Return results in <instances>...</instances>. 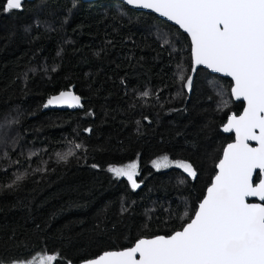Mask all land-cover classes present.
<instances>
[{"label":"trees","instance_id":"trees-1","mask_svg":"<svg viewBox=\"0 0 264 264\" xmlns=\"http://www.w3.org/2000/svg\"><path fill=\"white\" fill-rule=\"evenodd\" d=\"M191 50L180 28L119 0H35L0 10L2 264L45 252L64 258L53 264H80L193 218L233 140L221 128L243 103L230 79L204 68L190 92L183 87ZM64 90L80 94L85 108L45 107ZM70 151L67 162L57 156ZM164 155L191 163L196 178L157 169L152 162ZM133 161L136 189L108 171Z\"/></svg>","mask_w":264,"mask_h":264},{"label":"snow or ice","instance_id":"snow-or-ice-1","mask_svg":"<svg viewBox=\"0 0 264 264\" xmlns=\"http://www.w3.org/2000/svg\"><path fill=\"white\" fill-rule=\"evenodd\" d=\"M126 3L152 9L190 34L193 58L190 71L194 73L196 66L204 65L231 77L232 97L243 98L247 106L240 115L232 113L224 126L225 132L235 133V141L223 149V158L216 166L218 171L206 196L182 230L150 239L139 238L131 247L105 251L83 264H264V0H126ZM22 4L23 0H5L0 10H20ZM164 43L170 41L166 39ZM179 80L191 91L192 76L185 77L182 68ZM141 95L148 97L151 93L145 91ZM80 100L70 90L61 91L51 96L45 107L80 106ZM227 104L224 101L222 106ZM250 141H255L256 146ZM82 147L75 144L76 149ZM73 154L70 151L57 156L67 162ZM152 163L157 169L176 165L193 179L197 176L191 163L170 160L167 155ZM138 167V162L133 161L110 166L108 171L117 178L126 177L136 189L140 187L135 179ZM254 174L258 182H254ZM23 178L17 176L7 187L18 185ZM249 198H258L260 202L249 203ZM60 259L64 258L45 252L12 260L10 264H53Z\"/></svg>","mask_w":264,"mask_h":264},{"label":"water","instance_id":"water-1","mask_svg":"<svg viewBox=\"0 0 264 264\" xmlns=\"http://www.w3.org/2000/svg\"><path fill=\"white\" fill-rule=\"evenodd\" d=\"M31 1H35V0H23V4H22V6L26 3V2H31ZM82 1H84V2H91V1H97V0H82ZM119 1H122V2H124L127 6H129L130 8H133V9H136V10H140V11H145V12H151V13H154L155 15H157V16H159L160 18H162V19H164V20H167L168 22H170L171 24H173V25H175V26H177L178 28H180L184 33H186L188 36H189V38H190V40H191V37H190V34H188L187 32H185V30L184 29H182L178 24H176L174 21H171V20H169L167 17H163V16H161L159 13H157V12H155L154 10H152V9H144V8H139V7H135V6H133V5H129V4H127L126 3V0H119ZM192 66H193V58H192ZM200 68H204V69H207V70H209L212 74H217V75H219V76H222V77H224V78H228V79H230L231 81H232V86H233V80H232V78L231 77H229V76H227L226 74H224V73H217V72H214L212 69H208L206 66H204V65H199V66H196V71L193 73V72H191V76H192V81L194 82V79H195V76H196V74H197V72H198V70L200 69ZM192 85H193V83H192ZM188 90V89H187ZM65 92L66 91H69V90H64ZM70 91H72L75 95H78L80 98H81V100H80V106H72L71 104H61V105H50L51 106V108L52 109H55V110H63V111H77V110H83L84 108H85V105H84V98L80 95V94H78L75 90H70ZM189 91V90H188ZM190 92V91H189ZM60 93V92H59ZM59 93H57V94H55V95H58ZM54 96V95H53ZM233 99H234V101L235 102H242L243 104H244V107H243V109H242V111H241V113L240 114H242V112H243V110H244V108L247 106V102L246 101H244L243 100V98H241V99H239V100H237V99H235L234 97H233ZM232 113H235V112H232ZM232 113H230L229 114V116H228V118H227V121H228V119H229V117H230V115L232 114ZM236 114V113H235ZM240 114H236V115H240ZM227 121H226V123L222 126V128H221V131L224 133V134H227V135H233V140L231 141V142H229V143H233L234 141H235V133L234 132H225L224 131V126L227 124ZM228 143V144H229ZM250 143H251V145L253 146V147H255L256 146V142L255 141H250ZM227 144V145H228ZM227 145L224 147V148H226L227 147ZM223 158V152H222V156H221V158L220 159H222ZM220 159H219V161H220ZM219 161L217 162V164L219 163ZM217 164H216V166H217ZM217 171H218V169H217V167H216V173H217ZM259 172V170H257V173ZM216 173H215V175H216ZM215 175H214V177H215ZM256 175L257 174H254V177H253V180H254V182H256L255 181V178H256ZM214 177H213V179H212V182H213V180H214ZM211 182V183H212ZM211 186V184L208 186V187H210ZM207 187V188H208ZM206 194H207V189H206V192H205V196H206ZM204 196V197H205ZM203 197V198H204ZM203 200V199H202ZM202 200H201V202H202ZM258 202H260L259 201V199L258 198H249V203H258ZM190 222V221H189ZM180 230H182V229H180ZM154 237V236H153ZM153 237H142V238H153ZM134 245V244H133ZM132 245V246H133ZM131 247V246H130ZM120 250H122V249H120ZM109 251H111V250H109ZM104 253V252H103ZM102 253V254H103ZM101 255V254H100ZM97 257H99V256H97ZM97 257H95V258H97ZM84 262V261H83ZM83 262H81L80 264H83Z\"/></svg>","mask_w":264,"mask_h":264},{"label":"rangeland","instance_id":"rangeland-1","mask_svg":"<svg viewBox=\"0 0 264 264\" xmlns=\"http://www.w3.org/2000/svg\"><path fill=\"white\" fill-rule=\"evenodd\" d=\"M156 34L158 35V37H162V38H164V39H167V36L166 35H164V34H162V32H159V31H156ZM211 85V87L213 88V89H215L214 88V86H213V84H210ZM225 96H226V94H225ZM226 101H228V100H226ZM218 108H221L220 107V105H218ZM162 157V156H161ZM160 158V157H159ZM158 159V158H157ZM156 160V159H155ZM171 160V159H170ZM169 167H178V166H176V165H171V166H169ZM169 167H167V168H169ZM179 168V167H178ZM160 169H166V168H160ZM181 169V168H180ZM136 178V177H135ZM188 209V208H187ZM191 215V214H190ZM7 264H10V263H7Z\"/></svg>","mask_w":264,"mask_h":264},{"label":"flooded vegetation","instance_id":"flooded-vegetation-1","mask_svg":"<svg viewBox=\"0 0 264 264\" xmlns=\"http://www.w3.org/2000/svg\"><path fill=\"white\" fill-rule=\"evenodd\" d=\"M243 107H244V104H243ZM257 174H259V172H258ZM255 181L258 182V181L256 180V178H255Z\"/></svg>","mask_w":264,"mask_h":264}]
</instances>
